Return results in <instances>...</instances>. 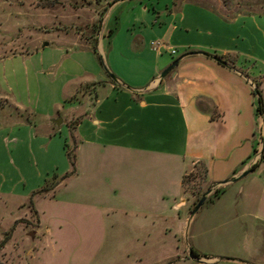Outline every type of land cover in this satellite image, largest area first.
I'll return each instance as SVG.
<instances>
[{"label": "crops", "instance_id": "obj_1", "mask_svg": "<svg viewBox=\"0 0 264 264\" xmlns=\"http://www.w3.org/2000/svg\"><path fill=\"white\" fill-rule=\"evenodd\" d=\"M122 1L115 0L104 11L92 38L95 54L86 40L81 50L56 49L58 54L55 59L50 57V64L41 53H34L39 54L40 61L36 74L46 76L49 69L51 74L55 69L56 75L63 74L57 86L54 80L50 81L52 92L53 88L59 92V99L50 102V109L58 110L56 106L81 87L89 86L92 97L85 90L77 105L71 103L67 119H61L58 125L52 120L54 115H48L50 129L44 134H37L33 112L32 122L24 118L23 126L27 128V140L46 146L60 135L63 127L60 146L63 161L51 151L46 157L55 163L50 168V178H56L51 198L63 189L65 194L58 201H91L85 205L97 215L102 230L107 229L117 238L120 261L128 262L135 250L149 251L152 235L165 236L171 231L165 201H176L174 210H180L184 201H189L183 180L198 165L203 166V182L210 187L205 201H209L214 189L223 191L209 202L211 208L224 206L227 198L231 200L226 187L233 182L220 183L237 177L247 168L258 128L251 81L263 75L248 72L240 60L236 59L233 71L202 55H185L162 79L158 78L160 72L172 63L175 58L171 56L176 53L233 55L237 42L247 39V28L255 33L253 42H249L257 47L256 37L264 42V16L239 15L224 20L192 2L173 0L172 7L162 11L157 6L150 11L143 8L145 21L138 22L136 29L120 33L112 30L108 21L109 13ZM152 34L161 35V39L147 45L145 41ZM261 50L264 52V47ZM34 54L18 57L27 61ZM98 55L105 71L94 59ZM11 58L14 57L5 60ZM66 86L70 89L65 95ZM17 108L28 109L19 104ZM77 116L79 120L71 130L69 120ZM68 140L72 141L74 156L71 174L63 146ZM70 182L76 184L67 190ZM236 201L237 208L252 206L254 213L236 216L218 213L195 226L194 216L188 215L182 223L194 226L193 233L198 237L211 233L208 237L227 239L221 236L222 232L234 227L229 226L233 222L235 231L251 247L236 255L207 252L193 236L194 246L188 251L193 250L199 259H208V264H257L254 238H264V215L259 213L264 201L245 199L242 190ZM36 215L34 235L45 236L50 243V226L41 222L37 212ZM86 221L90 227L96 222L91 215ZM203 222L208 225L203 232L198 231ZM58 224L53 226L59 229ZM133 260L140 263L139 254ZM180 263L198 264L188 257L179 258L176 264Z\"/></svg>", "mask_w": 264, "mask_h": 264}, {"label": "rangeland", "instance_id": "obj_2", "mask_svg": "<svg viewBox=\"0 0 264 264\" xmlns=\"http://www.w3.org/2000/svg\"><path fill=\"white\" fill-rule=\"evenodd\" d=\"M114 1L0 0V264H176L179 258L188 257V248L194 246L193 236L196 238L195 242L199 241L201 248L208 250L207 252L215 250L236 255L241 250L251 247L245 242L242 234L235 231L236 225L233 222L229 226L234 227L222 229L226 230L221 236L225 235L227 239L208 237L211 233L198 237L193 233V227L198 221L200 223L203 219L218 213L228 216L253 214L252 206L243 208L235 206L240 190L245 199L264 201V115L256 116L258 128L246 169L254 163L259 165L263 162L259 168L257 167L258 169L226 187V195H232L230 197L232 201L227 198L223 201L225 205L219 208H211L209 202L205 201L193 215L196 221L194 226L190 227L186 222L182 223L200 197L207 192L203 182L204 172L202 166L198 165L183 180V190L189 201H184V206L180 210L173 208L176 201H165L167 226L171 231L165 236L152 235L149 251L135 250L130 254L128 262L120 261L122 257L121 254L119 256L117 238L107 231L106 224V231L102 230V223L97 215L85 205L90 204L91 201H58L65 194L63 189L55 194V198H51L52 190L39 192L44 187L50 188L51 185H55L56 178H50V168L55 163L46 157L51 151L63 161L60 146L64 138V130L62 127L60 135L50 142L51 145L31 142L25 137L27 128L23 126L24 118L31 123L32 112L35 113L33 123L36 132L44 134L50 129L48 115H54L55 118L52 120H66L68 112L72 111L69 109L73 106L71 103L75 102L74 105H77L85 90L90 97L92 94L88 93L89 86L81 87L67 95L68 98L56 106L58 110L50 109V102L59 99L57 89L53 88L54 92L50 89V81L54 80V86H57L63 74L56 75L57 69L52 74L49 69L46 76L36 74L40 61H38L39 54L36 56L34 53H41L50 64V57L55 59L58 54L56 49L81 50L86 40L89 41L91 52L95 54L92 38L96 34L102 15H105L104 11ZM172 1L123 0L109 13V26L120 33L125 29H136L138 22L145 21L143 8L150 11L153 6H157L162 8V11L165 7H172ZM183 1L207 8L224 20L239 15L264 16V0ZM245 33L247 39L244 42L238 41L233 55L225 56V60L230 66H235L236 59L240 60L248 72L254 71L263 75L252 80L251 85L264 102V52L261 50L264 42L256 37L261 47L259 44L255 47L254 43L249 42H253L255 33L249 28ZM160 39L161 35L152 34L145 43L149 45L150 42L155 43ZM74 43L76 45L72 46ZM31 53L34 55L27 61L18 57ZM178 56L179 53H176L171 57L176 59ZM10 57L14 58L5 60ZM94 59L98 67L105 71L100 55ZM42 64L44 65L43 62ZM69 89L70 87L66 86L65 95L68 94ZM60 99H63L62 94ZM18 104L28 109L20 110L17 108ZM77 120H79L78 116L69 120L70 129ZM3 128L6 130L4 131ZM71 142L68 140L65 143L68 152L73 149ZM59 170L58 168L57 171ZM44 179L47 180L44 182ZM74 184L76 182H70V185L66 186L67 190ZM35 210L41 217V222L50 226V243L47 237L36 238L34 235L37 228ZM259 213L264 215V206ZM90 215L96 221L92 222V227L86 221ZM54 223H59V229L53 226ZM206 225L208 223L203 222L202 230L199 228L198 231L203 232ZM40 231H42L41 227ZM254 241L257 258L255 263L264 264V238L263 240L254 238ZM135 254H139L140 263L134 262Z\"/></svg>", "mask_w": 264, "mask_h": 264}, {"label": "trees", "instance_id": "obj_3", "mask_svg": "<svg viewBox=\"0 0 264 264\" xmlns=\"http://www.w3.org/2000/svg\"><path fill=\"white\" fill-rule=\"evenodd\" d=\"M187 54V53H186ZM184 54V55H186ZM210 56H213L216 58V60L214 62H216L218 65L228 69V70H233L234 71V66H230L228 65L227 61L225 60V56H218V55H210ZM227 56V55H226ZM181 58L184 57V56H180ZM180 58V59H181ZM207 58H210L209 56ZM211 59V58H210ZM101 61V60H100ZM242 74V73H240ZM245 78V77H244ZM251 94L252 96L255 98V115L256 116H261V115H264V102H263V99L261 97V95L255 90V89H252L251 90ZM64 152H65V157L68 161V164L70 165V168H71V171H70V174L73 172V161H74V156H73V150H70L69 152L66 151V145L64 143ZM202 166V165H201ZM258 167V163H254L252 164L250 167H249V171L250 172H253L256 168ZM202 169H203V166H202ZM204 171V169H203ZM54 187V184L50 186V188H46L44 187L43 189L39 190L40 193H45V192H48V191H51ZM206 191H210V187H207V190ZM223 191L221 190H214L212 192V195H211V198L209 199L208 202L214 200V199H217L218 196H220L222 194ZM188 253H190L191 257L192 258H199V255L196 254L193 250L189 249Z\"/></svg>", "mask_w": 264, "mask_h": 264}, {"label": "water", "instance_id": "obj_4", "mask_svg": "<svg viewBox=\"0 0 264 264\" xmlns=\"http://www.w3.org/2000/svg\"><path fill=\"white\" fill-rule=\"evenodd\" d=\"M186 55H202L204 57H208L209 56L212 60H214V61L216 60L215 57L210 56L209 54L203 53V52H189ZM182 56H185V55H182ZM180 58L181 57H178V58L174 59L170 65H168L165 69H163L160 72L158 78L162 79L167 73H169L177 65V63L180 60ZM108 77L113 81V77L112 76L109 75ZM54 122H55L56 125H58V124H60L61 121L60 120L59 121L56 120ZM249 173H250V171L248 169H244L243 171H241V173L237 177H235V178H233V179H231L229 181H223L220 184L221 185H226V184H228L230 182H234L237 179H241V178L245 177ZM209 192L210 191H207L206 193H204L203 196L200 197V199L198 200V202L195 204L194 208L190 212L189 217H192L194 215V213H196V211L201 207V205L204 203V201H205L207 195L209 194ZM188 258H190L191 260L195 261L198 264H208V263H210L208 259H199V258L195 259V258H192L190 253H188Z\"/></svg>", "mask_w": 264, "mask_h": 264}, {"label": "built area", "instance_id": "obj_5", "mask_svg": "<svg viewBox=\"0 0 264 264\" xmlns=\"http://www.w3.org/2000/svg\"><path fill=\"white\" fill-rule=\"evenodd\" d=\"M169 54H170V55H173V54H174V51H173V50H170V51H169Z\"/></svg>", "mask_w": 264, "mask_h": 264}]
</instances>
